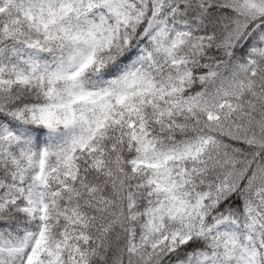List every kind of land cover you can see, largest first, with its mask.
Listing matches in <instances>:
<instances>
[{"label": "snow or ice", "instance_id": "snow-or-ice-1", "mask_svg": "<svg viewBox=\"0 0 264 264\" xmlns=\"http://www.w3.org/2000/svg\"><path fill=\"white\" fill-rule=\"evenodd\" d=\"M0 264H264V0H0Z\"/></svg>", "mask_w": 264, "mask_h": 264}]
</instances>
